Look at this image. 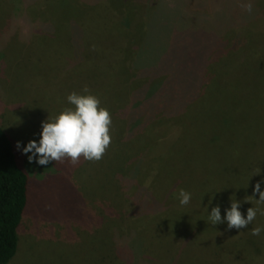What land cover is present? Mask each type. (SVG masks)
<instances>
[{
  "label": "rangeland",
  "instance_id": "rangeland-1",
  "mask_svg": "<svg viewBox=\"0 0 264 264\" xmlns=\"http://www.w3.org/2000/svg\"><path fill=\"white\" fill-rule=\"evenodd\" d=\"M131 1L0 0V125L29 177L17 251L8 264H264V234H250L264 216L240 230L207 220L217 205L223 219L233 196L242 213L253 206L245 197L261 177L245 187L247 178L257 167L264 175V0H222L212 20L190 26L183 45L210 52L200 78L175 64L161 70L179 73L182 84L166 75L133 85L119 70L148 111L154 100L185 105L171 114L170 128L129 127L130 135L141 132L139 139L124 132L126 147L137 149L134 159L145 164L142 181L110 174L105 155L38 166L17 149V141L39 140L42 121L68 106L73 91L87 87L113 116L102 81L111 79L112 65L123 68V39L144 30L145 6L134 3V14ZM144 42L151 54L137 71H153L150 79L159 70L152 64L157 36L147 33ZM113 118L118 124L111 130L127 123ZM106 152L116 151L108 146ZM119 159L132 164L130 155ZM149 168H155L153 180L145 181ZM180 189L192 193L188 206L179 205Z\"/></svg>",
  "mask_w": 264,
  "mask_h": 264
},
{
  "label": "trees",
  "instance_id": "trees-1",
  "mask_svg": "<svg viewBox=\"0 0 264 264\" xmlns=\"http://www.w3.org/2000/svg\"><path fill=\"white\" fill-rule=\"evenodd\" d=\"M131 2L133 3L132 8L134 14V3L145 6L143 11V24L141 26L144 30L141 29V33L137 32V34L132 35L129 39H127L126 36L124 37L127 41L123 39L125 47L121 53L122 57L120 60V63L123 64V68L112 65L113 68H111L110 72V74L112 73L111 79L105 80L104 82L102 81L104 87L108 88L110 111L112 115H115L120 123L126 118L127 123L123 128H119L118 126L112 128L109 147L116 152L110 155L105 151L103 155L107 156L114 167L110 174H113L115 177L128 176L133 180H140L141 174L143 175V172H145H142L145 164H143L144 166L142 167V165H139V161L134 159L136 154H138L137 149L126 147L125 143L129 141V138L123 137L124 132L126 131L132 138L139 139L142 135H138L140 131L136 130L135 133L132 132L130 135L131 131L129 127H142L151 124L156 128L163 126L167 128V124L169 125V123L175 120V117L171 114L179 109L184 111L185 105H180L178 109L174 103L170 108L161 100H154L148 111L149 103L147 102L144 105L142 100H140L135 93L137 89L129 87L119 70L122 69V72H126L124 75H128L129 79L127 80L131 81L133 85L134 80L143 79L144 81L145 79L153 81L164 79L166 75L176 79L175 84L177 82L182 84V78L179 73L176 74L174 72V75L173 73L171 75L161 70L173 68L175 64L179 65V67L188 66L193 68L198 72L200 78L202 68L204 67L203 59L207 56L209 57L210 52L204 53L201 45H199V47L193 43L189 46H184V41L182 40L189 31L191 25V28L193 25L201 26L207 20H212V12H217L219 5L223 2L222 0H134V2ZM230 2L231 1H228V4ZM214 4H217V6H214ZM228 4L227 8L232 10L229 6L230 4ZM228 9L227 11L230 13ZM147 33L155 34L158 40V44H156L158 52L155 54L152 64L156 65L155 68L158 66L159 70L158 74L150 79L146 77L151 75L153 71H150L151 74L148 75L137 71V63H139L141 69L144 63L148 62L147 55L151 54L148 51L147 43L144 42V37L147 36ZM139 35H141V37H139ZM141 39L142 42H138V40ZM160 51L162 53H159ZM172 64L174 65L171 66ZM182 90L185 92L184 89ZM126 91L129 92V95H126ZM183 91L175 96H182L184 93ZM178 99H181L178 104L181 102L186 104V100L184 99L183 101V97L175 98V100ZM134 109H136L135 112L132 111ZM169 109L170 113H168ZM113 116H111L112 125H117L118 120L113 118ZM181 127L180 125V128ZM114 130L118 132L116 133ZM121 147H123V149ZM122 155L131 156V166H126L128 163L119 159ZM127 160L128 157L125 161ZM146 171L147 175L145 176V181L148 179L147 176H154L155 168H149ZM150 179L153 180L152 177ZM134 183L135 184H131V186H138L140 184L138 181ZM28 192L29 177L19 166L12 142L0 125V264H8L9 260L17 251L19 240L18 229L27 208Z\"/></svg>",
  "mask_w": 264,
  "mask_h": 264
},
{
  "label": "clouds",
  "instance_id": "clouds-1",
  "mask_svg": "<svg viewBox=\"0 0 264 264\" xmlns=\"http://www.w3.org/2000/svg\"><path fill=\"white\" fill-rule=\"evenodd\" d=\"M251 11V4L243 5ZM68 106L62 108L55 116H48L42 121L39 140H29L21 146L17 141L16 147L27 156L28 162L38 166H47L53 162L70 159L73 163L81 157L85 160H99L110 144V130L112 119L109 110L101 106L99 98L92 94L87 87L81 92L73 91L66 97ZM261 179L253 184V195L245 197V203L253 206L241 212V202L230 197V206L225 209L221 217L220 207L211 208L207 215L208 222L215 226L218 223L227 224V229H246L256 220L257 215L264 216V175L260 167L255 168L247 178L245 187L253 177ZM258 196V199H254ZM177 199L181 207L188 206L192 200V193L180 189ZM211 203V197L209 199ZM251 235L264 234V224H257L251 228Z\"/></svg>",
  "mask_w": 264,
  "mask_h": 264
}]
</instances>
